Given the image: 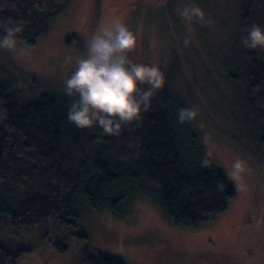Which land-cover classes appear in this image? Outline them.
<instances>
[{"label": "trees", "instance_id": "16d2710c", "mask_svg": "<svg viewBox=\"0 0 264 264\" xmlns=\"http://www.w3.org/2000/svg\"><path fill=\"white\" fill-rule=\"evenodd\" d=\"M71 1L0 0V38L12 30L10 40L32 46ZM229 11L228 41L224 36L215 63L238 99L229 117L247 125L264 159V48L242 42L250 25L264 28V0H237ZM4 74L0 70V231L40 233L54 221L53 228H77L87 210L120 215L135 191L157 200L174 226L198 230L235 200L232 184L205 156L193 116L177 120L188 108L167 87L139 122L108 135L68 121L72 98L52 92L29 100ZM53 246L68 250L58 241ZM24 253L0 246V264H18ZM80 264L123 263L83 248Z\"/></svg>", "mask_w": 264, "mask_h": 264}, {"label": "rangeland", "instance_id": "374dc122", "mask_svg": "<svg viewBox=\"0 0 264 264\" xmlns=\"http://www.w3.org/2000/svg\"><path fill=\"white\" fill-rule=\"evenodd\" d=\"M236 1L72 0L32 46L19 39L0 46V70L16 92L37 100L64 94L75 58L102 24H127L138 41L130 58L162 68L167 89L193 113L205 156L236 192L227 211L198 230L174 226L157 200L139 191L120 215L87 210L77 228H53L56 221L40 233L2 228L0 246L25 251L18 264H80L83 248L123 264H264V159L252 131L229 117L238 99L215 63ZM57 241L65 253L55 249Z\"/></svg>", "mask_w": 264, "mask_h": 264}, {"label": "clouds", "instance_id": "9594fccd", "mask_svg": "<svg viewBox=\"0 0 264 264\" xmlns=\"http://www.w3.org/2000/svg\"><path fill=\"white\" fill-rule=\"evenodd\" d=\"M9 34L0 46H11ZM242 42L246 47L264 48V28L250 25ZM137 44L135 33L119 20L102 24L90 36L86 52L75 58L63 82L64 95L72 98L69 122L80 129L97 127L105 134L118 135L122 127L139 122L150 110L156 95L166 88V77L159 65L130 58ZM186 114L193 115L189 109H180L177 120L183 122Z\"/></svg>", "mask_w": 264, "mask_h": 264}]
</instances>
